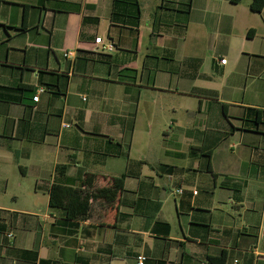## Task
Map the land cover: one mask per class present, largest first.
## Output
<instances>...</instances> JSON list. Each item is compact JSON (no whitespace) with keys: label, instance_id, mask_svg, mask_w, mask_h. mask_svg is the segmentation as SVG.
Returning <instances> with one entry per match:
<instances>
[{"label":"crops","instance_id":"1","mask_svg":"<svg viewBox=\"0 0 264 264\" xmlns=\"http://www.w3.org/2000/svg\"><path fill=\"white\" fill-rule=\"evenodd\" d=\"M113 1L0 0V264H264V7L138 0L132 30ZM87 175L124 190L50 206Z\"/></svg>","mask_w":264,"mask_h":264},{"label":"trees","instance_id":"2","mask_svg":"<svg viewBox=\"0 0 264 264\" xmlns=\"http://www.w3.org/2000/svg\"><path fill=\"white\" fill-rule=\"evenodd\" d=\"M239 2L241 0H233ZM264 7V0H253L251 9L261 12ZM141 14L138 0H114L110 21L112 25H120L137 30L140 26ZM2 25L0 24V27ZM252 32H249L251 35ZM111 40V39H110ZM136 73V71H132ZM96 176L87 175L84 180L85 190L74 189L60 184L53 185L50 194V206L62 208L66 211L68 218H83L91 208V200H105L114 203L119 194L124 190L126 176L110 179V184L104 188H94ZM37 259L35 253L23 252ZM227 255L222 252L217 257L210 258V264H226Z\"/></svg>","mask_w":264,"mask_h":264},{"label":"built area","instance_id":"3","mask_svg":"<svg viewBox=\"0 0 264 264\" xmlns=\"http://www.w3.org/2000/svg\"><path fill=\"white\" fill-rule=\"evenodd\" d=\"M95 44L100 48V50L102 52H113L116 49L115 43L112 40H110V39L106 40L103 37H96ZM64 56L65 57H72V53L65 52ZM220 63L221 64H226L227 60L226 59H222V60H220ZM41 92H43V89H41L38 92L37 96H35L33 98L34 102H38L39 101V95H40ZM68 126L69 125H66V127H68ZM182 192H183V190H177V193L181 194ZM197 193H198L197 191L194 192V194H197ZM8 236L12 237V234H9ZM146 261H147V258L144 255H140L137 258V264H145Z\"/></svg>","mask_w":264,"mask_h":264},{"label":"rangeland","instance_id":"4","mask_svg":"<svg viewBox=\"0 0 264 264\" xmlns=\"http://www.w3.org/2000/svg\"><path fill=\"white\" fill-rule=\"evenodd\" d=\"M143 5H144L143 6V9H144V17L142 19V28L145 31V29L147 27L148 21H151V15L149 14V11L150 10H148V4L145 5V3H144ZM104 27H105V23H103V26H102V29H101V32H100L102 35L104 33ZM145 118H146V116H145ZM139 126H140V129H142L143 131H145V128H146V120L140 121ZM155 140H156V137H155ZM26 197H28V196H26Z\"/></svg>","mask_w":264,"mask_h":264}]
</instances>
